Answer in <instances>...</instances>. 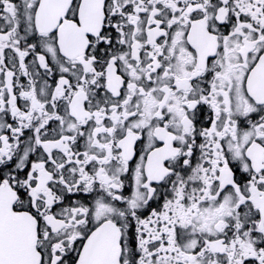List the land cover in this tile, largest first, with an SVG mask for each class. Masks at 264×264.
Returning a JSON list of instances; mask_svg holds the SVG:
<instances>
[{
  "label": "snow or ice",
  "instance_id": "1",
  "mask_svg": "<svg viewBox=\"0 0 264 264\" xmlns=\"http://www.w3.org/2000/svg\"><path fill=\"white\" fill-rule=\"evenodd\" d=\"M0 264H264V0H0Z\"/></svg>",
  "mask_w": 264,
  "mask_h": 264
}]
</instances>
